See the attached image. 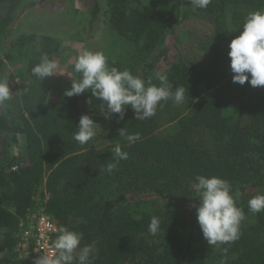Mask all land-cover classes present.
Listing matches in <instances>:
<instances>
[{
  "label": "trees",
  "instance_id": "16d2710c",
  "mask_svg": "<svg viewBox=\"0 0 264 264\" xmlns=\"http://www.w3.org/2000/svg\"><path fill=\"white\" fill-rule=\"evenodd\" d=\"M18 2L0 0L9 7L0 21V79L13 61L11 50H29V85L20 97L0 105V264H31L18 259L15 248L19 223L35 206L42 185L49 193L46 212L58 229L83 233L81 246L91 244L96 250L94 264H264V211L248 209V200L264 191V86L233 83L228 57L231 39L249 12L264 10V0H211L206 9L176 0L168 12L144 7L140 0H86L90 27L106 17L121 41L120 56L110 67L128 69L144 80L151 77L157 85V74H167L173 91L188 89L183 104L162 101L144 121L136 120L130 107L123 119L119 114L106 119L101 101L90 92L49 105L50 77L39 80L31 69L44 53L57 60L61 42L38 34L14 41ZM198 13L214 20L207 59L191 60L182 52L169 62L170 53L177 51L180 19ZM158 49L159 55L150 58ZM203 85L204 93L199 91ZM239 91L248 94L246 103L238 101ZM84 114L98 125L97 135L82 145L73 131ZM123 127L140 139L129 143L120 137ZM19 138L24 147L15 156ZM102 139L109 145L96 148ZM117 143L128 158L108 173L104 169L115 162ZM197 175L225 179L239 193L237 205L246 218L236 241L217 247L204 239L195 208ZM153 216L160 220L155 236L148 231Z\"/></svg>",
  "mask_w": 264,
  "mask_h": 264
},
{
  "label": "clouds",
  "instance_id": "9594fccd",
  "mask_svg": "<svg viewBox=\"0 0 264 264\" xmlns=\"http://www.w3.org/2000/svg\"><path fill=\"white\" fill-rule=\"evenodd\" d=\"M194 9H206L211 0H190ZM238 36L231 39L228 47L232 82L252 87L264 86V10L249 12L239 28ZM57 62L44 53L38 64L32 67V74L39 80L54 76ZM75 73L79 79L72 80L71 88L65 96L81 95L90 92L92 97L101 101L99 109L106 119L119 114L123 119L130 107L136 120L144 121L153 117L161 102L172 100L181 105L185 101L183 86L172 90L167 74H157L159 84L152 83L132 74L128 69L123 71L109 67L107 57L102 51L85 50L76 58ZM12 98V91L5 79H0V105ZM91 104V99L88 100ZM97 123L90 115L84 114L73 131V139L80 144L88 143L97 135ZM119 136L129 143L140 139V134H129L125 127L118 129ZM115 162L108 163L105 171L111 173L120 160H126L128 153L122 151L119 143L112 150ZM194 184L198 197L195 205L197 222L204 239L210 246L219 247L229 244L240 237V226L246 218L242 207L237 205L239 193H233L229 181L217 176L197 175ZM248 209L253 214L264 211V191L257 192L248 200ZM148 231L155 236L160 231V220L153 216ZM83 233L61 227L53 241L52 250L35 259L34 264H94L95 248L91 244L81 246ZM227 253L228 249H221Z\"/></svg>",
  "mask_w": 264,
  "mask_h": 264
},
{
  "label": "rangeland",
  "instance_id": "374dc122",
  "mask_svg": "<svg viewBox=\"0 0 264 264\" xmlns=\"http://www.w3.org/2000/svg\"><path fill=\"white\" fill-rule=\"evenodd\" d=\"M18 1L13 8L12 38L14 41H18L24 36L38 34L53 37L61 42V51L56 60L58 65L56 73L48 79L52 88L48 100L49 105L59 102L65 96V91L71 88L72 80H77L79 74L75 73L74 64L76 58L85 50L102 51L107 57L109 67L113 61L119 58L121 41L109 28L106 17H102L101 21L95 24L93 28L90 27L89 15L85 10L86 0ZM140 2L144 7L168 12L174 7L176 0H140ZM103 8L105 10L106 6ZM8 10L9 7L6 4H0V21L7 17ZM181 10L185 12V6H182ZM213 30L214 20L207 15L198 13L187 19L181 18L176 32V43L174 42L177 51L170 53L169 62L177 61L182 52L188 59L204 62L207 59ZM3 41L4 35L0 31V57H3L4 54ZM5 46L9 48V43ZM11 52L14 58L12 62H8L4 76L12 91L10 100L20 97L29 85L27 73L29 50L23 47L22 49H13ZM158 55L159 49L150 58H155ZM162 61L164 59H161V63ZM199 91L204 93L206 85L200 86ZM247 98L246 92L239 91L237 93V99L240 103H246ZM107 145H109L108 140L102 139L96 143V148ZM23 147L24 140L19 138L18 144L13 147V154L19 156ZM48 198L49 193L42 185L37 191L34 208H44ZM133 210L131 208V211ZM148 210L152 211V208ZM18 239L15 248L18 259L28 260L34 264L37 256L34 254L26 256L25 253L18 251L19 227Z\"/></svg>",
  "mask_w": 264,
  "mask_h": 264
},
{
  "label": "built area",
  "instance_id": "2783aa9c",
  "mask_svg": "<svg viewBox=\"0 0 264 264\" xmlns=\"http://www.w3.org/2000/svg\"><path fill=\"white\" fill-rule=\"evenodd\" d=\"M34 207L19 223L18 251L25 253L26 256L34 254L39 257L52 250L59 229L45 207L41 209Z\"/></svg>",
  "mask_w": 264,
  "mask_h": 264
}]
</instances>
